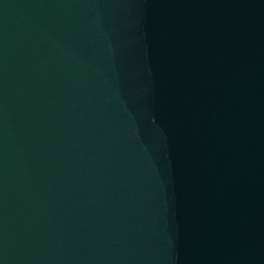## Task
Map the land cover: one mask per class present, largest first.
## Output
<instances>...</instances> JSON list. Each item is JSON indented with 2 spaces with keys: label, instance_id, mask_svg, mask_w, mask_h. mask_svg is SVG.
Returning a JSON list of instances; mask_svg holds the SVG:
<instances>
[{
  "label": "water",
  "instance_id": "95a60500",
  "mask_svg": "<svg viewBox=\"0 0 264 264\" xmlns=\"http://www.w3.org/2000/svg\"><path fill=\"white\" fill-rule=\"evenodd\" d=\"M0 264H264V0H0Z\"/></svg>",
  "mask_w": 264,
  "mask_h": 264
}]
</instances>
